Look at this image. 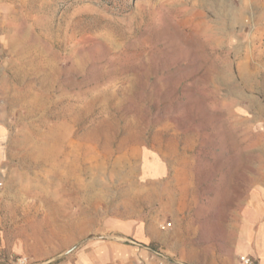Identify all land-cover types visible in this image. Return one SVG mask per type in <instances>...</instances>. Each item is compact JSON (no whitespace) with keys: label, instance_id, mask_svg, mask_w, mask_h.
Listing matches in <instances>:
<instances>
[{"label":"rangeland","instance_id":"374dc122","mask_svg":"<svg viewBox=\"0 0 264 264\" xmlns=\"http://www.w3.org/2000/svg\"><path fill=\"white\" fill-rule=\"evenodd\" d=\"M259 187L264 0H0V251L259 264Z\"/></svg>","mask_w":264,"mask_h":264},{"label":"built area","instance_id":"2783aa9c","mask_svg":"<svg viewBox=\"0 0 264 264\" xmlns=\"http://www.w3.org/2000/svg\"><path fill=\"white\" fill-rule=\"evenodd\" d=\"M243 264H254L252 256L247 254L241 255ZM32 260L26 255H7L0 251V264H33Z\"/></svg>","mask_w":264,"mask_h":264},{"label":"crops","instance_id":"0c3cea01","mask_svg":"<svg viewBox=\"0 0 264 264\" xmlns=\"http://www.w3.org/2000/svg\"><path fill=\"white\" fill-rule=\"evenodd\" d=\"M260 192H261V193L264 192V187L256 188V194H257V193L259 194ZM258 198H259V196L257 195V196H256L257 203L259 202ZM0 201H1V200H0ZM0 249L2 250V248H0ZM4 251H5V253H6L7 255H14V254H12V251H10V250H8V251L4 250ZM247 251L250 253V250H247ZM247 255H248V254H247ZM258 256L262 257L261 260H260V262H259V264H264V251L262 250L261 253L258 254ZM231 257H232V259H231V260H228L226 264H238L237 261H236V258H235V256H234V254H232ZM138 264H139V263H138ZM217 264H224V263H223V262H222V263H219V262H218Z\"/></svg>","mask_w":264,"mask_h":264}]
</instances>
